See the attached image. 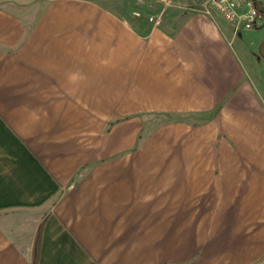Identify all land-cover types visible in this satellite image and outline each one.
I'll return each mask as SVG.
<instances>
[{
  "label": "crops",
  "instance_id": "1",
  "mask_svg": "<svg viewBox=\"0 0 264 264\" xmlns=\"http://www.w3.org/2000/svg\"><path fill=\"white\" fill-rule=\"evenodd\" d=\"M180 1L0 0V264H264V19Z\"/></svg>",
  "mask_w": 264,
  "mask_h": 264
},
{
  "label": "built area",
  "instance_id": "2",
  "mask_svg": "<svg viewBox=\"0 0 264 264\" xmlns=\"http://www.w3.org/2000/svg\"><path fill=\"white\" fill-rule=\"evenodd\" d=\"M177 0H153L157 6V15L146 16L142 10H134L132 15L136 18H145L148 22L157 23L166 9L178 6ZM142 3V2H141ZM193 9L212 16L218 13L225 21L246 31L253 30L259 22L260 12L253 0H199ZM142 14H144L142 16Z\"/></svg>",
  "mask_w": 264,
  "mask_h": 264
},
{
  "label": "rangeland",
  "instance_id": "3",
  "mask_svg": "<svg viewBox=\"0 0 264 264\" xmlns=\"http://www.w3.org/2000/svg\"><path fill=\"white\" fill-rule=\"evenodd\" d=\"M180 2L182 4L184 3L183 1H180V0L176 1L177 4H179ZM102 3L109 4V5L115 4L117 6L123 7L126 13L128 10V14L132 13L134 10L140 9L141 7L143 9L142 12H144L145 17L146 16L149 17L152 15L155 16L158 13L157 6L154 5L153 0H102ZM188 5H192L191 2L188 3ZM196 6L197 5H193L194 8ZM178 7L179 6H175V7H170L166 9L162 16V20L160 23H166V25L173 24V22L178 17L175 12V10L176 11L180 10V8ZM144 14H142V16ZM261 18L264 19V15L260 16L259 21L262 20ZM149 23L151 24L153 22H149ZM235 27L236 29H240L237 26ZM262 35L264 36V31ZM244 40H245L246 49L249 51L250 56H251L250 62L253 65V72H254L253 74L257 77V80H259L264 85V40H261L260 42L257 40H253L252 44L250 43V41H247L248 40L247 38H245Z\"/></svg>",
  "mask_w": 264,
  "mask_h": 264
},
{
  "label": "trees",
  "instance_id": "4",
  "mask_svg": "<svg viewBox=\"0 0 264 264\" xmlns=\"http://www.w3.org/2000/svg\"><path fill=\"white\" fill-rule=\"evenodd\" d=\"M257 9L260 12V15H264V4L259 0H253Z\"/></svg>",
  "mask_w": 264,
  "mask_h": 264
}]
</instances>
